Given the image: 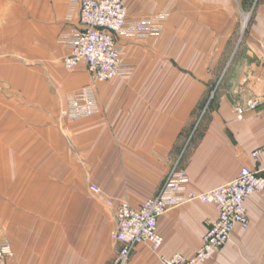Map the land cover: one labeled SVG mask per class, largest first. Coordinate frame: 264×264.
I'll use <instances>...</instances> for the list:
<instances>
[{"label":"crops","instance_id":"obj_1","mask_svg":"<svg viewBox=\"0 0 264 264\" xmlns=\"http://www.w3.org/2000/svg\"><path fill=\"white\" fill-rule=\"evenodd\" d=\"M140 1L123 0L128 17L147 14L134 5ZM172 2L157 44L174 40L178 64L193 72L178 71L175 87L166 73H134L143 62L137 53L153 39L120 37L135 70L97 84L99 113L62 124L53 108L60 95L91 83L88 67L52 81L36 65L12 64L41 55L50 67L63 63L68 49L59 34L78 24L68 19L69 0H0V238L15 253L8 264H113L120 200L138 206L156 195L177 163L199 191L236 179L243 166L264 176V155L252 156L264 146V102L242 118L236 113L249 98H264V0ZM246 203L248 228L237 224L201 264H264V193ZM217 216L198 200L168 210L158 219L164 244L155 251L138 243L127 264L193 256Z\"/></svg>","mask_w":264,"mask_h":264},{"label":"built area","instance_id":"obj_2","mask_svg":"<svg viewBox=\"0 0 264 264\" xmlns=\"http://www.w3.org/2000/svg\"><path fill=\"white\" fill-rule=\"evenodd\" d=\"M68 19H78V24L59 34L60 42L68 49L63 63L68 71L80 64L88 67L91 83L73 90L68 95L67 105L61 117L74 121L88 118L100 112L96 86L99 82L126 77L134 65L125 60L126 51L120 37L142 41L161 33L167 17L160 13L155 16L133 19L128 17V7L123 0H69ZM264 98H249L236 109L242 118L248 110L257 109ZM264 155V146L254 150L252 156L259 160ZM94 193L102 194L97 184H91ZM264 193V176L251 166H243L236 179L221 186L199 191L189 188V175L179 163L167 174L159 192L132 206L127 199L120 200L116 209L117 228L113 233L121 246L113 264H127L138 243H147L158 251L164 244V237L158 231L159 218L178 205L198 200L213 204L218 212L217 219L210 222L203 243L193 256L182 252L161 255L163 264H201L212 259L240 224L244 229L250 224L247 199L254 193ZM107 203L112 205L113 199ZM8 239L0 238V264H8L14 256Z\"/></svg>","mask_w":264,"mask_h":264},{"label":"rangeland","instance_id":"obj_3","mask_svg":"<svg viewBox=\"0 0 264 264\" xmlns=\"http://www.w3.org/2000/svg\"><path fill=\"white\" fill-rule=\"evenodd\" d=\"M134 5H140V7H143L146 9L147 14H144L143 17H148V16H155L160 13H163L166 15L167 20L165 21V24L171 19L172 20V6L173 2L172 0H141L140 3L137 4V2L134 3ZM246 16V15H245ZM245 16H243V21L246 20ZM142 17V18H143ZM139 18V19H142ZM245 22V21H244ZM164 24V27H165ZM163 27V29H164ZM163 29L161 33L163 32ZM159 33V35L161 34ZM159 35H155L153 37H150L152 40L151 43H146L144 42L143 48L139 50L137 53V58H140V61L142 62V66L138 68L134 73H140V74H145V73H155V74H160V73H166L170 77V86L175 87L178 85L179 79H178V71H185V73L193 72V70H187L182 67V65L178 64V61L176 60V45L174 44V40L171 42H168L165 48H160L158 46L157 42L159 39ZM154 41V42H153ZM60 42V40H59ZM61 43V42H60ZM58 51V49H57ZM60 61L56 63H52L51 67L49 64H47V59L44 56L40 57H23V58H18V62H15L12 65H19L22 64L24 67L27 69L29 66H34L36 65L37 68H39V74L42 76V79H49V80H62L66 76H71L73 74V71H68L66 70L64 64H59ZM51 69V70H50ZM135 70V69H134ZM27 73H25L26 75ZM183 81V79H182ZM60 82V81H59ZM183 83V82H182ZM210 85V84H207ZM88 86V85H87ZM83 88V87H81ZM80 89V88H79ZM78 90V89H75ZM216 89L208 91L204 101H211L214 99V96L216 94ZM72 93L69 92L65 99L59 97V103H58V109L57 107L53 108V111L57 114H61V111L66 108L65 106L67 105V98L68 95ZM64 99V101H63ZM66 119L62 118L60 115V121L62 124L66 121ZM93 184V183H92ZM91 187V185H90ZM91 190V189H90Z\"/></svg>","mask_w":264,"mask_h":264}]
</instances>
